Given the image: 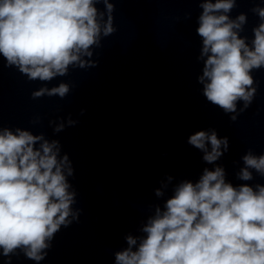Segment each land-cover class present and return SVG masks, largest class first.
I'll use <instances>...</instances> for the list:
<instances>
[{
  "label": "clouds",
  "instance_id": "9594fccd",
  "mask_svg": "<svg viewBox=\"0 0 264 264\" xmlns=\"http://www.w3.org/2000/svg\"><path fill=\"white\" fill-rule=\"evenodd\" d=\"M264 3V0H261ZM250 11L259 23L252 39L242 35L247 13L232 17L237 0H199L196 34L202 46V95L207 102L231 114L235 122L257 92L254 71L264 69V6ZM103 5V10L98 5ZM111 0H0V58L3 67L15 68L29 81L44 84L32 99H64L72 85L61 80L73 69L99 64L95 50L102 39L116 32ZM243 107L238 110V104ZM81 109L80 115H84ZM40 122L36 117L31 123ZM71 114L49 120L53 133L74 127ZM187 143L202 153L205 167L195 182L184 179L172 194L156 205L140 229L142 235L124 236L126 247L113 253L114 264H264V184L247 183L264 178V153L249 149L236 174L244 181L234 185L218 161L229 151V138L214 128L197 130ZM75 169L58 139L45 133L0 126V258L13 257L41 264L62 228L79 222L83 209L75 207L77 191L69 178ZM174 179L166 175L162 188ZM167 181V183L165 182Z\"/></svg>",
  "mask_w": 264,
  "mask_h": 264
}]
</instances>
